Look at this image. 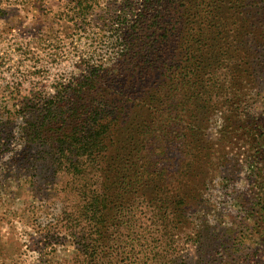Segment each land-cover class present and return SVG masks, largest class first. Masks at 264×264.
Masks as SVG:
<instances>
[{"label": "rangeland", "instance_id": "obj_1", "mask_svg": "<svg viewBox=\"0 0 264 264\" xmlns=\"http://www.w3.org/2000/svg\"><path fill=\"white\" fill-rule=\"evenodd\" d=\"M123 1L86 0L84 16L71 0H0V264H264V0L221 19L243 45L219 54L193 103L180 77L218 19H180L190 48L178 49L166 85L110 126L101 170L81 158L84 173L71 174L56 149L37 159L16 132L24 119L9 110L78 75L91 37L125 31ZM99 194L96 226L79 214ZM73 216L89 255L76 249Z\"/></svg>", "mask_w": 264, "mask_h": 264}, {"label": "trees", "instance_id": "obj_2", "mask_svg": "<svg viewBox=\"0 0 264 264\" xmlns=\"http://www.w3.org/2000/svg\"><path fill=\"white\" fill-rule=\"evenodd\" d=\"M71 1L76 15L89 13L86 0ZM245 1L249 0L123 1L132 19L125 31L108 40L104 35L91 37L88 45L91 50L78 56V75L59 85L53 97L39 99L34 93V100L30 103H20L15 105L18 108L9 110L11 116L24 119L21 124H15L16 132L25 143L39 147L37 159L43 156L40 153H47L44 150L56 149L58 159L64 158L69 162L67 168L71 174L84 173L79 164L81 158L94 162L96 169L101 170L102 159L110 158V126L126 107L150 99L158 80L160 86L166 85L169 69L180 67L178 49L182 48L186 53L190 48L189 41L182 34L180 19H194L199 11L203 12V19H218L211 21L202 39H194L201 61L180 77L184 85L191 87L190 102L193 103L199 94L198 89L204 87L203 76L218 62L219 54L228 52L232 43L234 46L243 45V41L231 37L229 31L232 30L221 19H238L236 13L240 15L244 12ZM92 2L95 4L97 0ZM175 56L177 61L173 58ZM150 164L160 165L159 159ZM144 178L141 183H148L150 177L146 175ZM104 200L102 194L93 195L83 203L79 215L86 218L89 213V221L97 226V222L104 221L100 214ZM73 220L76 249L80 255H89V244L86 237L80 234L85 226L78 216H73ZM96 232L100 235L101 229L99 231L96 227ZM78 264L93 263L83 261Z\"/></svg>", "mask_w": 264, "mask_h": 264}]
</instances>
